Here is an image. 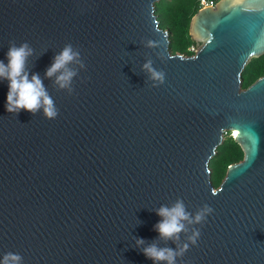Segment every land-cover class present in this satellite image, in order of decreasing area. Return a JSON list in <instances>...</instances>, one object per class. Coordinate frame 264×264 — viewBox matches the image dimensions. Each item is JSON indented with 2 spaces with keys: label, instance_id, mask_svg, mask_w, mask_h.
Here are the masks:
<instances>
[{
  "label": "water",
  "instance_id": "95a60500",
  "mask_svg": "<svg viewBox=\"0 0 264 264\" xmlns=\"http://www.w3.org/2000/svg\"><path fill=\"white\" fill-rule=\"evenodd\" d=\"M157 1L0 0V60L10 41L28 42L29 73L59 109L53 120L11 114L0 80V258L153 264L141 247L175 248L154 226L156 209L179 197L213 213L177 264H264V74L240 87L244 66L264 54V0L198 7L191 55L169 53ZM68 43L85 64L69 65L79 71L71 95L45 77ZM147 59L165 73L157 87ZM228 132L242 157L214 188L208 161Z\"/></svg>",
  "mask_w": 264,
  "mask_h": 264
},
{
  "label": "clouds",
  "instance_id": "9594fccd",
  "mask_svg": "<svg viewBox=\"0 0 264 264\" xmlns=\"http://www.w3.org/2000/svg\"><path fill=\"white\" fill-rule=\"evenodd\" d=\"M143 43L146 48L156 46L152 40ZM33 52L34 49L28 42L17 45L15 41H10L6 53L7 63L0 60V80L8 81L6 111L14 115L21 109L33 115L42 111L44 118L53 120L58 116L59 109L39 73L30 75L28 70V60ZM73 63L77 64L79 69L85 68L79 49L68 43L54 56L51 65L45 71V77H55L53 83L57 89L66 91L69 95L74 91L73 80L79 73L78 69L69 67ZM142 68L148 73V79L153 82V87L164 83L165 73L155 69L151 59H147ZM212 213L213 208L208 204H203L195 212H190L183 199L177 197L170 205H161L156 209V214L161 219L154 226L159 237L165 241H172L175 248L160 247L155 242L143 246L146 242L142 238H135V244L138 247L143 246L141 252L152 260L153 264H177L178 258H181L190 246L197 244L201 232L195 226H203ZM22 259L18 253L8 252L0 258V264H22Z\"/></svg>",
  "mask_w": 264,
  "mask_h": 264
},
{
  "label": "trees",
  "instance_id": "16d2710c",
  "mask_svg": "<svg viewBox=\"0 0 264 264\" xmlns=\"http://www.w3.org/2000/svg\"><path fill=\"white\" fill-rule=\"evenodd\" d=\"M198 6V0H158L153 4V14L158 27L168 34L167 49L170 54L191 55L193 53L195 46L187 34V28L189 18ZM263 74L264 54L251 58L244 66L241 72L240 87H246ZM241 157V151L231 135L224 133L220 145L208 161L209 180L214 188L222 179L226 166L239 161Z\"/></svg>",
  "mask_w": 264,
  "mask_h": 264
},
{
  "label": "built area",
  "instance_id": "2783aa9c",
  "mask_svg": "<svg viewBox=\"0 0 264 264\" xmlns=\"http://www.w3.org/2000/svg\"><path fill=\"white\" fill-rule=\"evenodd\" d=\"M214 2L215 0H198V4H199L198 7L206 6V5L213 6Z\"/></svg>",
  "mask_w": 264,
  "mask_h": 264
},
{
  "label": "rangeland",
  "instance_id": "374dc122",
  "mask_svg": "<svg viewBox=\"0 0 264 264\" xmlns=\"http://www.w3.org/2000/svg\"><path fill=\"white\" fill-rule=\"evenodd\" d=\"M227 134H228V135H231V133H230V132H228Z\"/></svg>",
  "mask_w": 264,
  "mask_h": 264
}]
</instances>
